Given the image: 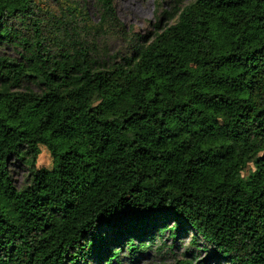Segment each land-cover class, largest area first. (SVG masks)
<instances>
[{"label": "trees", "instance_id": "16d2710c", "mask_svg": "<svg viewBox=\"0 0 264 264\" xmlns=\"http://www.w3.org/2000/svg\"><path fill=\"white\" fill-rule=\"evenodd\" d=\"M92 1L0 0V264H264V0Z\"/></svg>", "mask_w": 264, "mask_h": 264}, {"label": "rangeland", "instance_id": "374dc122", "mask_svg": "<svg viewBox=\"0 0 264 264\" xmlns=\"http://www.w3.org/2000/svg\"><path fill=\"white\" fill-rule=\"evenodd\" d=\"M71 2L80 5L81 7H85L87 13L90 16L96 15V8L92 0H69ZM115 8L117 12V17L124 28L132 34H137L139 36H145L149 33H153L154 26L160 21V26H169L173 22L166 23L165 20L160 19V15L162 12H172L173 3L171 0H114ZM193 0H183L182 7L188 5ZM165 2H168L166 4ZM95 20V19H94ZM110 54H114L117 52H126V44L120 39L111 38L107 41ZM2 53L7 57H15L12 49H5ZM49 157L46 153L41 154L36 163V167L38 170L49 166ZM252 164H249L242 176L246 178L249 173L253 171ZM13 178L15 180V185L21 188L27 177V169L23 166L15 165L12 167ZM167 239V236L163 238V240ZM187 243V241L185 242ZM159 244V243H158ZM170 242H168V245ZM160 245V244H159ZM205 253H201V256H204ZM149 264H159L160 259H155L153 255L148 257ZM146 262V260H144ZM164 261V259H163ZM172 260L166 257L165 263L170 264ZM144 262H140L139 264H143Z\"/></svg>", "mask_w": 264, "mask_h": 264}]
</instances>
